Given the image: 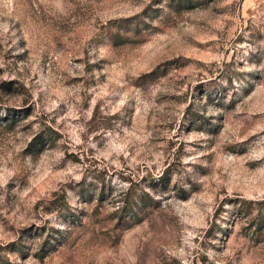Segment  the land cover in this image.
Returning <instances> with one entry per match:
<instances>
[{
    "label": "rangeland",
    "instance_id": "1",
    "mask_svg": "<svg viewBox=\"0 0 264 264\" xmlns=\"http://www.w3.org/2000/svg\"><path fill=\"white\" fill-rule=\"evenodd\" d=\"M0 264H264V0H0Z\"/></svg>",
    "mask_w": 264,
    "mask_h": 264
},
{
    "label": "trees",
    "instance_id": "2",
    "mask_svg": "<svg viewBox=\"0 0 264 264\" xmlns=\"http://www.w3.org/2000/svg\"><path fill=\"white\" fill-rule=\"evenodd\" d=\"M144 200H145V199H144V196H143V195H141V196L139 197V202H141V203H142V202H144ZM153 203H154V204H153ZM156 203H157V202H154V200H153V202H151V204H152V205H156ZM151 204H150V205H151ZM134 217H137V214H136V215H134ZM137 218H139V217H137ZM141 221H142V220H137V221H136V222H134V223H138V222H141ZM58 241H59V242H58V245H62V243H64V240H63V241H61V240H58Z\"/></svg>",
    "mask_w": 264,
    "mask_h": 264
}]
</instances>
